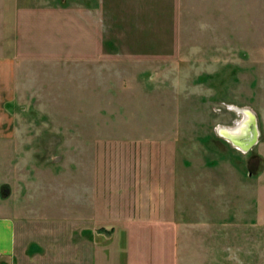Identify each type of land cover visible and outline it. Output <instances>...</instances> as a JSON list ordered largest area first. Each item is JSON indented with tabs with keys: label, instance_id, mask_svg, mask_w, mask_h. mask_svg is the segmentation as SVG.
Segmentation results:
<instances>
[{
	"label": "rangeland",
	"instance_id": "1",
	"mask_svg": "<svg viewBox=\"0 0 264 264\" xmlns=\"http://www.w3.org/2000/svg\"><path fill=\"white\" fill-rule=\"evenodd\" d=\"M20 4L0 264H264V0Z\"/></svg>",
	"mask_w": 264,
	"mask_h": 264
},
{
	"label": "crops",
	"instance_id": "2",
	"mask_svg": "<svg viewBox=\"0 0 264 264\" xmlns=\"http://www.w3.org/2000/svg\"><path fill=\"white\" fill-rule=\"evenodd\" d=\"M22 13L20 0H0V138L15 133V121L11 119L14 118V114L10 108L15 106L16 93L21 88L18 76L22 68L19 61L21 55L19 35L24 18ZM260 141L261 136L258 143ZM5 204L7 203L1 202L0 199V260L14 255L17 237L16 218L6 212L8 207ZM154 207L155 211H151ZM148 211L149 214L159 215L158 213L166 210L161 211L155 202Z\"/></svg>",
	"mask_w": 264,
	"mask_h": 264
},
{
	"label": "water",
	"instance_id": "3",
	"mask_svg": "<svg viewBox=\"0 0 264 264\" xmlns=\"http://www.w3.org/2000/svg\"><path fill=\"white\" fill-rule=\"evenodd\" d=\"M236 110L242 114V118L233 128L220 125L218 132L234 146L248 152L260 140L261 129L259 117L252 108L242 107L236 108ZM9 192L10 188H5V193L8 194Z\"/></svg>",
	"mask_w": 264,
	"mask_h": 264
},
{
	"label": "bare ground",
	"instance_id": "4",
	"mask_svg": "<svg viewBox=\"0 0 264 264\" xmlns=\"http://www.w3.org/2000/svg\"><path fill=\"white\" fill-rule=\"evenodd\" d=\"M228 127V126H227ZM231 128H233V127H231Z\"/></svg>",
	"mask_w": 264,
	"mask_h": 264
},
{
	"label": "trees",
	"instance_id": "5",
	"mask_svg": "<svg viewBox=\"0 0 264 264\" xmlns=\"http://www.w3.org/2000/svg\"><path fill=\"white\" fill-rule=\"evenodd\" d=\"M5 190V189H4Z\"/></svg>",
	"mask_w": 264,
	"mask_h": 264
}]
</instances>
